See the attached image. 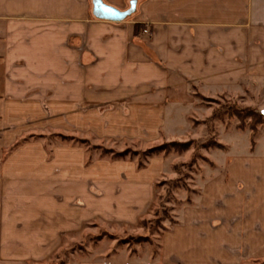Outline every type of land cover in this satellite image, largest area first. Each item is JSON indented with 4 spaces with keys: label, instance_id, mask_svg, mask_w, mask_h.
I'll return each mask as SVG.
<instances>
[{
    "label": "crops",
    "instance_id": "obj_1",
    "mask_svg": "<svg viewBox=\"0 0 264 264\" xmlns=\"http://www.w3.org/2000/svg\"><path fill=\"white\" fill-rule=\"evenodd\" d=\"M133 1L129 20L111 22L90 16V0H0V264L39 263L90 224L148 214L165 159H90L83 140L178 139L194 90L264 80V0ZM211 163L155 258L73 264H259L264 151Z\"/></svg>",
    "mask_w": 264,
    "mask_h": 264
},
{
    "label": "rangeland",
    "instance_id": "obj_2",
    "mask_svg": "<svg viewBox=\"0 0 264 264\" xmlns=\"http://www.w3.org/2000/svg\"><path fill=\"white\" fill-rule=\"evenodd\" d=\"M134 2L132 0L129 4V0H123L121 6L127 10ZM90 16L95 18L92 0ZM192 100L194 110L186 115V124L178 139L167 141L162 138L148 146L123 140H101L98 143L91 138L83 140L80 146L87 151L90 159H114L123 154L120 159L130 160L139 168V165L144 167L150 158L162 156L168 175L156 184L154 202L138 224L133 227L111 226L108 229L97 223L90 224L73 239L62 240L53 253L35 264L107 260L115 254L120 257L136 255L142 259L147 256L155 258L161 236L175 224V212L199 194L204 175L212 168L211 155L230 151L248 154L264 151V80L260 77L250 78L248 86L241 92L232 91L213 98H205L194 90ZM46 138V143L54 142V135ZM56 138V142H63L61 137ZM157 149L159 152L156 154H149ZM258 263L264 264V258Z\"/></svg>",
    "mask_w": 264,
    "mask_h": 264
},
{
    "label": "water",
    "instance_id": "obj_3",
    "mask_svg": "<svg viewBox=\"0 0 264 264\" xmlns=\"http://www.w3.org/2000/svg\"><path fill=\"white\" fill-rule=\"evenodd\" d=\"M93 15L95 18L111 22H121L129 17L135 10V3L127 11H120L105 4L102 0H92Z\"/></svg>",
    "mask_w": 264,
    "mask_h": 264
},
{
    "label": "trees",
    "instance_id": "obj_4",
    "mask_svg": "<svg viewBox=\"0 0 264 264\" xmlns=\"http://www.w3.org/2000/svg\"><path fill=\"white\" fill-rule=\"evenodd\" d=\"M157 152H159V149H157V150H153V151H150L149 152V154H153V153H157ZM148 154V155H149ZM122 156H123V154H118L117 156H116V158H114V159H120V158H122ZM143 166L142 165H139V168H142Z\"/></svg>",
    "mask_w": 264,
    "mask_h": 264
},
{
    "label": "built area",
    "instance_id": "obj_5",
    "mask_svg": "<svg viewBox=\"0 0 264 264\" xmlns=\"http://www.w3.org/2000/svg\"><path fill=\"white\" fill-rule=\"evenodd\" d=\"M144 33H147V31H146V30H144Z\"/></svg>",
    "mask_w": 264,
    "mask_h": 264
}]
</instances>
